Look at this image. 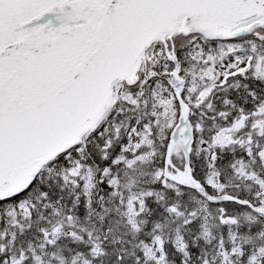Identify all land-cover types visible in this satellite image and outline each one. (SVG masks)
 Instances as JSON below:
<instances>
[{"label": "snow or ice", "instance_id": "1", "mask_svg": "<svg viewBox=\"0 0 264 264\" xmlns=\"http://www.w3.org/2000/svg\"><path fill=\"white\" fill-rule=\"evenodd\" d=\"M0 264H264V0H0Z\"/></svg>", "mask_w": 264, "mask_h": 264}]
</instances>
